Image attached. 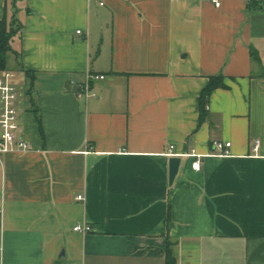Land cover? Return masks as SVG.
<instances>
[{"label": "crops", "instance_id": "obj_1", "mask_svg": "<svg viewBox=\"0 0 264 264\" xmlns=\"http://www.w3.org/2000/svg\"><path fill=\"white\" fill-rule=\"evenodd\" d=\"M103 2L0 0L32 89L31 150L0 157V264H166L167 238L176 264H264V0Z\"/></svg>", "mask_w": 264, "mask_h": 264}, {"label": "built area", "instance_id": "obj_2", "mask_svg": "<svg viewBox=\"0 0 264 264\" xmlns=\"http://www.w3.org/2000/svg\"><path fill=\"white\" fill-rule=\"evenodd\" d=\"M100 1L104 5L103 0ZM215 7L221 6V0H213ZM81 33L80 31L78 32ZM104 76H91L90 79L103 80ZM81 93L79 97L90 98L94 94L90 93V86L84 85L80 87ZM22 94L19 87L15 84V74L10 70H3L0 72V157L12 152L25 153L31 150L30 142L24 134L22 128V116L20 114ZM213 146L216 150V155L220 157H230L231 142L215 141ZM171 146L170 154L173 156ZM259 143H255V151H258ZM187 157L194 158L193 169L199 171L202 166L203 155L197 154L193 151L187 154ZM82 200V197L78 198ZM75 232L89 233L91 232L90 226L78 225L73 229Z\"/></svg>", "mask_w": 264, "mask_h": 264}, {"label": "trees", "instance_id": "obj_3", "mask_svg": "<svg viewBox=\"0 0 264 264\" xmlns=\"http://www.w3.org/2000/svg\"><path fill=\"white\" fill-rule=\"evenodd\" d=\"M22 30V26L17 20H8L4 17L0 21V72L8 69V55L12 51L11 40ZM251 56L254 60L259 61L257 52L251 49ZM27 76L31 75V72H26ZM33 83V79L31 78ZM225 78L222 75L210 77L208 86L203 90L200 96L199 109H200V123L202 124L208 117L209 114V102L212 93L217 89H226ZM28 96H32V89L28 90ZM31 111L36 115L37 124L41 127V120L39 116L38 108L35 102L30 98ZM171 222V209L168 211L167 225ZM166 264H176V259L172 253V243L167 238L166 245Z\"/></svg>", "mask_w": 264, "mask_h": 264}, {"label": "rangeland", "instance_id": "obj_4", "mask_svg": "<svg viewBox=\"0 0 264 264\" xmlns=\"http://www.w3.org/2000/svg\"><path fill=\"white\" fill-rule=\"evenodd\" d=\"M10 67H11V63H10ZM16 74V79H15V82L17 84V86L19 87L20 89V93L22 94V104H21V107H20V112L22 114V117H23V114H25L26 110H27V107H28V99H27V96H26V92L28 90V86H29V82L27 80V78L24 76V74H22L19 70H13ZM23 120V118H22Z\"/></svg>", "mask_w": 264, "mask_h": 264}, {"label": "water", "instance_id": "obj_5", "mask_svg": "<svg viewBox=\"0 0 264 264\" xmlns=\"http://www.w3.org/2000/svg\"><path fill=\"white\" fill-rule=\"evenodd\" d=\"M182 159L180 157H172L170 160V184H173L176 179Z\"/></svg>", "mask_w": 264, "mask_h": 264}]
</instances>
